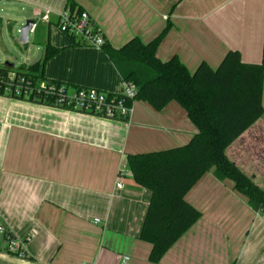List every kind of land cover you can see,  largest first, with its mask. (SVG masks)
<instances>
[{"label": "crops", "instance_id": "1", "mask_svg": "<svg viewBox=\"0 0 264 264\" xmlns=\"http://www.w3.org/2000/svg\"><path fill=\"white\" fill-rule=\"evenodd\" d=\"M73 2L113 48L137 36L166 31L156 55L176 56L192 72L213 68L230 49L264 67V0H5L17 19L35 21L30 34L62 49L44 76L71 86L118 92L122 78L102 48L73 44L50 23ZM13 20V18H12ZM29 34V35H30ZM27 45V44H26ZM44 44L42 48V55ZM0 93V217L22 241L23 254L5 251L0 264H264V217L229 179L205 172L186 194L199 219L156 263L140 239L149 189L131 173L120 176L128 154L182 145L197 129L176 101L156 110L133 99L126 119L67 109ZM264 104V76L262 88ZM227 157L264 186V113L227 149ZM118 183L121 186H118Z\"/></svg>", "mask_w": 264, "mask_h": 264}, {"label": "trees", "instance_id": "2", "mask_svg": "<svg viewBox=\"0 0 264 264\" xmlns=\"http://www.w3.org/2000/svg\"><path fill=\"white\" fill-rule=\"evenodd\" d=\"M66 6L74 12L82 11L70 1ZM170 25L168 22L149 41L134 36L118 48L105 40L101 47L122 80L135 84L134 99L146 101L156 110L176 101L197 129L182 145L126 157L134 183L151 193L140 239L150 243L149 261L152 263L158 262L199 219L200 211L186 200V194L210 169L217 179L231 180L234 190L264 216V186L257 185L252 176L245 174L226 155V149L264 113L263 64L244 62L237 49L228 50L217 67L202 61L192 72L176 56L161 60L156 51ZM70 39L73 44H82L73 36ZM43 44L41 59L17 68L0 64V70H14L32 83L47 80L63 84L44 76L46 63L62 48L46 41ZM0 93H3L1 88ZM28 97L50 103L34 94ZM131 102L127 100L128 104ZM8 234L0 236L4 244ZM3 249L6 251L5 246Z\"/></svg>", "mask_w": 264, "mask_h": 264}, {"label": "built area", "instance_id": "3", "mask_svg": "<svg viewBox=\"0 0 264 264\" xmlns=\"http://www.w3.org/2000/svg\"><path fill=\"white\" fill-rule=\"evenodd\" d=\"M52 15L56 16V27L62 34L68 37L73 36L85 45L97 48L103 46V35L91 22L86 11L74 12L66 6L61 12L53 14L51 9L46 8L40 13L38 20L50 23ZM0 88L10 96L34 94V97H40L43 101L49 100V104L105 118H127L132 112V105L128 104L127 100H133L137 92L135 84L127 81H122L119 91L112 94L92 87L74 88L64 84L56 85L47 80L32 83L14 70L7 72L0 70ZM126 171V164H122L118 174L122 176ZM118 186L121 184L118 183ZM6 233H9L5 239L6 251L22 255V241L10 233L5 221L0 217V236ZM128 259V256H123V264Z\"/></svg>", "mask_w": 264, "mask_h": 264}, {"label": "rangeland", "instance_id": "4", "mask_svg": "<svg viewBox=\"0 0 264 264\" xmlns=\"http://www.w3.org/2000/svg\"><path fill=\"white\" fill-rule=\"evenodd\" d=\"M10 7L6 5L5 0H0V64L10 62L14 64V68H17L22 64L28 65L41 59L43 43L40 42L41 36L36 42L33 41V34L29 35L27 45L19 43V29L24 24L25 19L20 21L16 18L17 14L21 12L20 8H13L11 10L13 14H11L8 11ZM259 61L258 63H261V58ZM248 63L257 62L248 61Z\"/></svg>", "mask_w": 264, "mask_h": 264}, {"label": "water", "instance_id": "5", "mask_svg": "<svg viewBox=\"0 0 264 264\" xmlns=\"http://www.w3.org/2000/svg\"><path fill=\"white\" fill-rule=\"evenodd\" d=\"M35 25V21L33 19H27L25 20L24 24L19 29V43L21 45H26L29 42V34L32 30V28ZM4 65H10L14 66L13 63L10 62H4Z\"/></svg>", "mask_w": 264, "mask_h": 264}, {"label": "bare ground", "instance_id": "6", "mask_svg": "<svg viewBox=\"0 0 264 264\" xmlns=\"http://www.w3.org/2000/svg\"><path fill=\"white\" fill-rule=\"evenodd\" d=\"M260 213V212H259ZM261 214V213H260ZM262 215V214H261ZM263 216V215H262ZM264 217V216H263Z\"/></svg>", "mask_w": 264, "mask_h": 264}]
</instances>
